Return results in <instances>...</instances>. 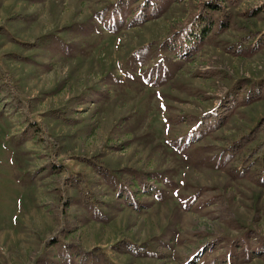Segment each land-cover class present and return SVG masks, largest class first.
<instances>
[{
    "label": "rangeland",
    "instance_id": "1",
    "mask_svg": "<svg viewBox=\"0 0 264 264\" xmlns=\"http://www.w3.org/2000/svg\"><path fill=\"white\" fill-rule=\"evenodd\" d=\"M207 1L112 32L98 16L120 0H0V264H62L64 247L86 264H264V98L195 138L239 83L264 82L245 40L264 0H216L227 27L168 68V37Z\"/></svg>",
    "mask_w": 264,
    "mask_h": 264
},
{
    "label": "trees",
    "instance_id": "2",
    "mask_svg": "<svg viewBox=\"0 0 264 264\" xmlns=\"http://www.w3.org/2000/svg\"><path fill=\"white\" fill-rule=\"evenodd\" d=\"M168 0H120L116 4V8L107 14L98 16L99 21L105 24L106 27L111 28L112 32L118 31L119 24L129 18L132 25L146 22L149 18H155L165 11L166 2ZM233 1V0H232ZM139 2V3H136ZM221 3L216 0H209L204 4L200 14L192 20L187 26L182 28L180 32L172 34L167 39V55L171 63L167 65L168 68L176 63L182 64L185 60L197 52L200 46L204 43L205 37L214 33L217 29L219 32L225 29L229 22V14L220 9ZM214 28H216L214 30ZM254 46L248 47L250 52H255L261 46H264V33L258 37L256 35H248L246 42L255 39ZM250 39V40H249ZM232 54L242 55L246 50H234L231 47L227 48ZM247 49V50H248ZM66 52L70 51V47H66ZM247 82L239 83L231 93L227 94L224 99L217 105L214 111L204 115L197 123L195 138H200L206 135L210 130L221 128L235 110L241 105H248L256 100L264 98V82L246 85ZM262 123H258L257 128L261 127ZM255 130L252 129L248 134L242 135L238 140L234 141L227 149L231 152L230 155L240 154L247 145L255 138ZM192 135L187 139L180 140L182 146H186L192 139ZM91 164L94 170L102 176H106V171L99 165H95L87 159H81ZM247 159H243V163H247ZM121 196L128 198V191L123 192ZM241 244H239L240 246ZM117 248H124V244L118 243ZM129 251L136 254L149 253L147 247H139L143 251H137L135 247L128 246ZM66 257H62V264H86L84 252H75V258L80 257L78 261L72 256L69 247L63 249ZM231 255V254H230ZM229 255V256H230ZM93 263V260H92Z\"/></svg>",
    "mask_w": 264,
    "mask_h": 264
}]
</instances>
